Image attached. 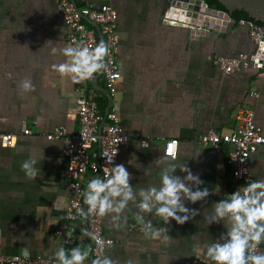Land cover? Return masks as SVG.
Listing matches in <instances>:
<instances>
[{
  "label": "crops",
  "instance_id": "crops-1",
  "mask_svg": "<svg viewBox=\"0 0 264 264\" xmlns=\"http://www.w3.org/2000/svg\"><path fill=\"white\" fill-rule=\"evenodd\" d=\"M74 1L78 5L90 2L94 7L107 5L118 15L120 79L110 98V109L117 114L129 142L119 149L114 166L123 164L129 172L128 187L134 201L127 202L119 221L112 220L118 215L115 211L100 216L104 236L114 241L103 258L107 256L119 264H183L190 258L208 259L202 245L228 242L224 227L228 216L209 225L204 219L212 220V206L219 204L225 193L235 191L237 185L231 168L225 164L226 150L216 152L200 145L198 138L209 130L230 132L239 108L254 111L255 126L264 136V72L248 68L223 74L211 64L213 55L253 53L255 45L247 29L232 27L225 33L211 32L209 38L193 39L188 29L163 23L167 0ZM62 44H68L66 30L50 0H0V135H18L15 148L0 147V253L24 256L27 249L28 258L41 256L60 264H77L73 260L75 248L85 256L79 264H89L91 242L83 235L81 221L72 226L76 237L72 247L51 237L63 219L69 179L62 141H48L43 134L56 127L68 133L78 128L77 81L52 68L65 59L59 52L52 53L53 47ZM26 79H31L34 91L22 89L21 82ZM89 97L103 104L108 100L100 76ZM24 127L34 133L21 134ZM143 139L149 141L146 149L140 146ZM165 140L178 142L174 161L178 168L169 173L170 178L180 177L191 192H209L195 204L179 193V204L189 210L188 215L199 211L183 225L171 219L165 225L155 215L156 208L163 204L154 196L147 200L152 212L141 213L137 207L144 200L141 188L147 195L150 187H155L157 193L163 187L160 173L168 165L154 161L164 155ZM30 158L38 161L35 178H28L21 169ZM183 164L203 183L184 180L187 173L179 170ZM250 166L253 180L264 182V146L251 154ZM148 169L150 174H146ZM95 178L86 174L81 182L91 189L88 184ZM125 191L113 197L105 189L100 198L108 196L115 209ZM138 214L143 222L136 219ZM176 214L184 215L179 211ZM147 222L153 229L163 227L166 231L158 236L146 235L143 228ZM131 224L141 230L129 231ZM259 249L264 251V244Z\"/></svg>",
  "mask_w": 264,
  "mask_h": 264
},
{
  "label": "built area",
  "instance_id": "built-area-1",
  "mask_svg": "<svg viewBox=\"0 0 264 264\" xmlns=\"http://www.w3.org/2000/svg\"><path fill=\"white\" fill-rule=\"evenodd\" d=\"M60 13L66 30V40L69 45H83L95 47L103 40L109 47V55L105 57L106 69L101 71L102 86L107 101L100 103L89 97V91L94 89L97 73L90 79L77 82L75 103L78 128L68 133L63 127H56L43 136L48 141H62V156L66 160V173L69 179V192L66 197V207L62 221L52 232V240L65 247H72L75 243V232L72 226L80 223L85 235L91 242L89 264L97 257L103 258L106 250L114 241L104 236L101 218L98 214L89 215L87 198L92 194L81 182V177L91 174L105 183L110 175L106 176L105 169L110 170L117 161L119 149L129 142V137L123 132L117 114L111 109L107 112L109 99L115 94L116 82L120 79L118 67L119 38L116 33L117 11L107 5L94 7L90 2L78 5L71 0H50ZM237 27H244L248 31L251 42L255 45L253 53H238L232 57L213 55L212 66L223 74L253 68L264 72V32L262 27L254 21L238 20ZM101 38V39H100ZM257 97V94H253ZM34 132L24 127L23 135H32ZM18 135L5 133L0 135V147L13 149L17 144ZM143 142V143H142ZM164 155L166 152L177 156L176 140H165ZM202 146H209L216 152L226 150L225 164L231 168V177L237 187L247 179L253 180L250 166V156L259 146H264V136L254 123V111L239 108L235 117V124L230 132L223 133L209 130L198 138ZM142 149L149 146L147 139L140 140ZM171 159V156L169 157ZM113 159V160H112ZM112 160V164L110 161ZM98 211V209L96 210ZM140 231L141 228L129 225V231ZM96 236L93 240L92 237ZM257 251H260L259 247ZM0 264H60L57 260L37 256L28 258L18 255L0 253ZM183 264H213L209 259L190 258Z\"/></svg>",
  "mask_w": 264,
  "mask_h": 264
},
{
  "label": "clouds",
  "instance_id": "clouds-1",
  "mask_svg": "<svg viewBox=\"0 0 264 264\" xmlns=\"http://www.w3.org/2000/svg\"><path fill=\"white\" fill-rule=\"evenodd\" d=\"M48 43L52 42L49 41ZM57 52L65 59L61 63L53 64L52 68L73 81L79 82L90 79L94 74L106 69L105 57L109 55V47L101 40L95 47L72 46L69 44L53 47L52 53L56 54ZM21 87L24 91H34L31 79L22 81ZM170 156L171 159H169ZM174 161L175 153L166 152L165 155L157 157L154 163L157 165L167 163L168 165L160 173L163 187L159 193L156 192L155 187H150L147 195H145L143 188H141L140 195L144 197V200L137 204L141 213L152 212V208L147 200L149 197L154 196L157 202H162L163 204V206L156 208L155 215L161 218L165 225L169 223L170 219L175 220L177 224L183 225L199 214L198 210H193L191 215H188L189 210L179 204V193H183L193 204L209 194L208 189L191 192L188 187H185V183L181 182L180 177L170 178L169 173L175 172L178 168ZM37 163V160L31 158L22 163L21 169L28 178H35L37 176L39 172V169L35 167ZM179 170L182 173H187L184 180L193 181L197 184L203 183L199 176H194L191 170L185 167L184 164L179 166ZM150 171L148 169L146 174H150ZM105 173L106 176L112 174L113 179L108 180L107 183H100L99 178H95L88 184V187L92 190V194L88 196L86 201L90 206L89 215L95 213L103 217L106 212L115 211L118 215L112 220L119 221V213L125 209L127 202L134 201L132 190L128 187L130 174L126 171L123 164L115 165L110 170L105 169ZM105 189H108L109 195L113 197L119 196L122 189H127L124 192V199L115 209L112 208L108 196H105L103 199L100 198V194ZM212 207L215 209V215L212 216V220H208L205 217L204 223L209 225L213 221H216L217 218L222 219L227 215L228 220L224 227L227 229L228 242L223 245L215 242L203 244L202 247L206 249V257L213 264H264V251H257L258 247L264 244V182H257V179H247L235 191L225 193L224 199ZM97 209L98 211H96ZM178 211L184 213V215L178 216L176 214ZM136 219L140 222L144 220L143 216L139 214ZM143 231L146 235L158 236L160 232H164L166 229L163 227L153 229L151 222H147L144 224ZM83 235H88V232L85 231ZM220 238L224 239V236L221 235ZM92 239L95 240L96 236H93ZM73 253V260L77 264L85 259V256H81L75 248L73 249ZM23 255L25 257L28 256L27 249L23 251ZM60 257L63 261V252L60 253ZM63 264H70V262L63 261ZM92 264H119V262L105 256L103 259L97 257L92 260Z\"/></svg>",
  "mask_w": 264,
  "mask_h": 264
},
{
  "label": "water",
  "instance_id": "water-1",
  "mask_svg": "<svg viewBox=\"0 0 264 264\" xmlns=\"http://www.w3.org/2000/svg\"><path fill=\"white\" fill-rule=\"evenodd\" d=\"M215 1L224 11L210 8L203 0H167L168 7L163 23L188 29L193 39L209 38L211 32L225 33L227 29L235 26L233 19L261 23L264 32V0ZM100 75L101 72L96 76V80ZM110 106L111 99L107 112Z\"/></svg>",
  "mask_w": 264,
  "mask_h": 264
},
{
  "label": "trees",
  "instance_id": "trees-1",
  "mask_svg": "<svg viewBox=\"0 0 264 264\" xmlns=\"http://www.w3.org/2000/svg\"><path fill=\"white\" fill-rule=\"evenodd\" d=\"M210 8L224 11L217 3L215 0H203ZM235 22H237L239 19H233ZM258 25L261 26V23H257ZM234 27H237L236 25Z\"/></svg>",
  "mask_w": 264,
  "mask_h": 264
}]
</instances>
